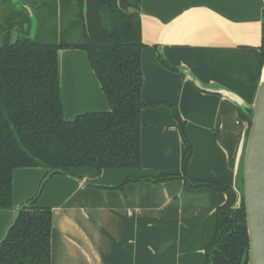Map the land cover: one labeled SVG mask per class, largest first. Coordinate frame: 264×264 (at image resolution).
Segmentation results:
<instances>
[{
  "label": "crops",
  "instance_id": "0c3cea01",
  "mask_svg": "<svg viewBox=\"0 0 264 264\" xmlns=\"http://www.w3.org/2000/svg\"><path fill=\"white\" fill-rule=\"evenodd\" d=\"M18 1L28 14L23 7L31 9L28 0ZM1 2L0 15L6 8ZM37 5L44 10L43 0ZM263 12L264 0H140L141 99L171 105L185 121L193 147L187 165L191 179L236 192L242 188L247 123L235 103L208 91L225 90L252 104ZM45 26L36 19L29 37L39 36ZM158 56L176 71L163 67ZM57 61L65 120L109 110L85 51L59 49ZM166 105L141 111L138 170L76 168L44 179V168L15 169L12 209L0 211V240L15 211L40 190L35 205L52 211L50 264H206L225 193L193 188L182 179L110 189L127 178L182 173L184 144Z\"/></svg>",
  "mask_w": 264,
  "mask_h": 264
},
{
  "label": "trees",
  "instance_id": "16d2710c",
  "mask_svg": "<svg viewBox=\"0 0 264 264\" xmlns=\"http://www.w3.org/2000/svg\"><path fill=\"white\" fill-rule=\"evenodd\" d=\"M60 16L73 15L71 27H80L79 43L46 42L29 37L28 14L18 23H0V211L12 209V172L18 168H44V177L71 174L72 169L138 170L141 165L140 114L142 109L166 105L141 99L142 69L140 0H55ZM28 19L25 29L24 23ZM17 29L24 36L10 40ZM4 35V36H2ZM81 49L108 102L106 112H89L67 121L63 116L58 80L57 52ZM264 63V12L260 46ZM159 63L172 71L160 56ZM168 106L184 144L182 173L127 178L110 189L128 183L157 184L184 180L190 187L226 194L215 212V233L206 247V264H246L248 236L243 202L235 208L236 195L224 185L193 180L187 174L192 157L185 121ZM247 125L250 117L239 111ZM39 192L23 206L6 238L0 243V264H50L52 211L35 205Z\"/></svg>",
  "mask_w": 264,
  "mask_h": 264
},
{
  "label": "water",
  "instance_id": "95a60500",
  "mask_svg": "<svg viewBox=\"0 0 264 264\" xmlns=\"http://www.w3.org/2000/svg\"><path fill=\"white\" fill-rule=\"evenodd\" d=\"M23 7L30 16L34 28L35 19L31 9L26 5ZM86 15L87 0H84L83 16L85 20ZM191 81L198 89L205 90L198 85L196 80L191 78ZM208 92L219 93L222 97L235 103L241 113L250 117L241 165L242 188L240 192L231 189L236 195L235 208L240 206L241 201L244 206L248 236L246 264H264V63L260 68V77L252 104H247L240 97L225 90H209ZM22 207L15 211L14 217L4 232L0 243L6 238L9 229L14 225Z\"/></svg>",
  "mask_w": 264,
  "mask_h": 264
},
{
  "label": "rangeland",
  "instance_id": "374dc122",
  "mask_svg": "<svg viewBox=\"0 0 264 264\" xmlns=\"http://www.w3.org/2000/svg\"><path fill=\"white\" fill-rule=\"evenodd\" d=\"M2 5L4 8L3 12L0 15V23H18L23 16H25L24 11L21 10L20 2L18 0H11V3L16 7H12L9 5V0H2ZM28 3L31 6V9L35 15V20L37 19V23L45 22V30L39 33V39L44 40L46 42L59 43L60 41L65 43H79L83 39L82 29L78 26L77 28L71 27V20L73 19V15L68 17H62L57 12H53L52 9L55 8L57 2L55 0H43L44 10H39L37 5V0H28ZM46 17V20L44 21ZM26 23L23 25V29H25V24L27 25L28 19H25ZM33 24V23H31ZM2 33H0L1 36ZM4 36V35H2ZM24 36L23 32H19L17 29H13L10 32V40L14 41L17 37Z\"/></svg>",
  "mask_w": 264,
  "mask_h": 264
},
{
  "label": "flooded vegetation",
  "instance_id": "af4514ba",
  "mask_svg": "<svg viewBox=\"0 0 264 264\" xmlns=\"http://www.w3.org/2000/svg\"><path fill=\"white\" fill-rule=\"evenodd\" d=\"M21 7V6H20ZM22 10V9H21Z\"/></svg>",
  "mask_w": 264,
  "mask_h": 264
}]
</instances>
